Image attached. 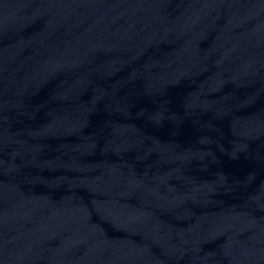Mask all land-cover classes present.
Wrapping results in <instances>:
<instances>
[{
    "label": "water",
    "instance_id": "obj_1",
    "mask_svg": "<svg viewBox=\"0 0 264 264\" xmlns=\"http://www.w3.org/2000/svg\"><path fill=\"white\" fill-rule=\"evenodd\" d=\"M0 264H264V0H0Z\"/></svg>",
    "mask_w": 264,
    "mask_h": 264
}]
</instances>
